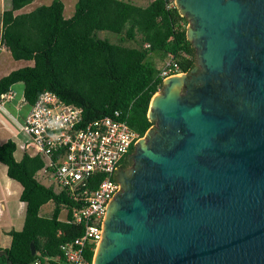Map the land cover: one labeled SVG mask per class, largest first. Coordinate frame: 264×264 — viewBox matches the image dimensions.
Returning a JSON list of instances; mask_svg holds the SVG:
<instances>
[{"label": "water", "instance_id": "95a60500", "mask_svg": "<svg viewBox=\"0 0 264 264\" xmlns=\"http://www.w3.org/2000/svg\"><path fill=\"white\" fill-rule=\"evenodd\" d=\"M173 2L195 65L150 98L93 264H264V0Z\"/></svg>", "mask_w": 264, "mask_h": 264}, {"label": "trees", "instance_id": "16d2710c", "mask_svg": "<svg viewBox=\"0 0 264 264\" xmlns=\"http://www.w3.org/2000/svg\"><path fill=\"white\" fill-rule=\"evenodd\" d=\"M32 1L10 0L2 11L0 37L14 60L30 62L0 77V94L20 83L29 106L49 90L61 101L81 107L85 122L121 111L142 137L153 124L147 117L150 98L163 80L160 68L146 61L147 56L157 50L171 54L178 73L195 65L187 20L173 0H150L144 6L127 0H77L69 18L63 16V2L52 0L17 13ZM100 30L130 44L100 38L96 34ZM15 150L12 139L0 143V163L22 186L20 200L26 209L22 229L10 230V245L0 247V264H28L40 255L55 256L60 244L81 234V225L59 219L60 204L70 201L36 178L43 158L24 153L16 160ZM49 201L54 209L44 217L40 208Z\"/></svg>", "mask_w": 264, "mask_h": 264}, {"label": "built area", "instance_id": "2783aa9c", "mask_svg": "<svg viewBox=\"0 0 264 264\" xmlns=\"http://www.w3.org/2000/svg\"><path fill=\"white\" fill-rule=\"evenodd\" d=\"M2 50L5 46L0 41ZM166 55L169 60L159 73L163 79L178 74L172 55ZM16 94L13 87L0 94V108L4 109ZM18 124L27 136L21 144L23 152L44 160L36 178L70 201L60 204L59 219L81 225L80 235L60 244V254L40 255L28 264H93L105 207L119 190L114 171L139 140V134L130 128L121 111L85 122L81 107L61 101L49 90L39 94ZM89 252L90 258L85 254Z\"/></svg>", "mask_w": 264, "mask_h": 264}, {"label": "crops", "instance_id": "0c3cea01", "mask_svg": "<svg viewBox=\"0 0 264 264\" xmlns=\"http://www.w3.org/2000/svg\"><path fill=\"white\" fill-rule=\"evenodd\" d=\"M16 92L17 94L14 100L9 103L19 112V116L21 118L20 120H22L29 110V104H27L23 99L22 91L19 97V92L17 90ZM20 120L18 119V121ZM18 121L16 122L18 123ZM8 139H12L15 142L16 150L14 152V156L16 160H20L24 154L21 144L26 141L27 137H20L19 132L9 131L6 129L4 111L0 108V143H4ZM18 150L21 151V156L17 158L16 152ZM21 191L22 186L17 181L8 177L6 166L0 163V217L6 215V218L0 220V247L5 248L10 245L11 236L8 234L10 230H21L23 227L26 204L20 200ZM41 208L40 214L42 216H51V213L43 214L41 212Z\"/></svg>", "mask_w": 264, "mask_h": 264}, {"label": "rangeland", "instance_id": "374dc122", "mask_svg": "<svg viewBox=\"0 0 264 264\" xmlns=\"http://www.w3.org/2000/svg\"><path fill=\"white\" fill-rule=\"evenodd\" d=\"M52 0H33L32 2L26 4L25 6H23L22 8H20L19 10H17V13H22V12H28L31 11L32 9H34L35 7H37L38 5L41 4H49ZM63 2L64 5V9H63V16L65 18H69L75 10V4L77 0H61ZM127 1H131L135 4L138 5H146L148 4V2L150 0H127ZM9 3L10 0H0V37H1V15H2V11L3 9L9 7ZM96 34L98 35V37L100 38H106L111 42H115V43H124V44H130L129 42H122L120 35L109 32V31H105V30H100L97 31ZM169 60V58L167 57L166 53L162 52V51H153L152 53H150L147 58L146 61L151 62L152 65L154 67L157 68H161L165 62H167ZM30 62H25L24 60H14L9 52L6 50H2L0 52V77H2L3 75L7 74L8 72L17 69L21 66H24L25 64H29ZM178 74H182V73H178ZM14 89H16L19 93H18V97L20 96V93L22 91V84H17L15 85ZM160 90V89H159ZM4 121H5V127L7 130L9 131H17L20 134V137H27L25 135V133L20 131V127L18 125V123L13 119V117H18V119L20 120V116H19V112L15 109V107H13L9 102L6 103L4 109ZM141 138V137H140ZM139 138V139H140ZM143 138V136H142ZM21 156V151L18 150L16 152V157H20ZM45 185H48L47 182L44 183ZM54 202L49 201L48 203H46L45 205L42 206L41 208V212L43 214H49L52 213V210L54 209ZM4 218H6V215H3L2 217H0V220H3ZM1 241V240H0ZM1 244V242H0Z\"/></svg>", "mask_w": 264, "mask_h": 264}, {"label": "flooded vegetation", "instance_id": "af4514ba", "mask_svg": "<svg viewBox=\"0 0 264 264\" xmlns=\"http://www.w3.org/2000/svg\"><path fill=\"white\" fill-rule=\"evenodd\" d=\"M133 150H131L130 152H128L124 158V160L122 162H120L117 166V169L119 168H125L127 166H129L131 164V161H127V157L128 155L132 152ZM115 172H116V169L114 171V175H113V178L115 179L116 178V175H115ZM118 183V182H117ZM119 184V183H118Z\"/></svg>", "mask_w": 264, "mask_h": 264}, {"label": "bare ground", "instance_id": "6f19581e", "mask_svg": "<svg viewBox=\"0 0 264 264\" xmlns=\"http://www.w3.org/2000/svg\"><path fill=\"white\" fill-rule=\"evenodd\" d=\"M154 96H155V95H154ZM154 96H153V97H154ZM98 245H99V244H98ZM97 250H98V246H97V249H96V253H97Z\"/></svg>", "mask_w": 264, "mask_h": 264}]
</instances>
